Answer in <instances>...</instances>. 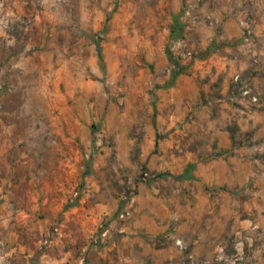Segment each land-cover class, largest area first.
I'll return each mask as SVG.
<instances>
[{
  "label": "rangeland",
  "instance_id": "obj_1",
  "mask_svg": "<svg viewBox=\"0 0 264 264\" xmlns=\"http://www.w3.org/2000/svg\"><path fill=\"white\" fill-rule=\"evenodd\" d=\"M258 15L252 0H0V32L10 35L12 56L28 62L17 91L0 93L5 168L16 172L4 193L16 190V219L26 205L35 207L32 235L46 222L44 208L50 213L34 254L0 264H90L87 249L74 262L43 258L64 212L98 216L86 239L101 250L128 232L141 188L172 195L178 214L159 239L180 250V263L264 264ZM229 21L240 37L228 36ZM232 158L240 160V179H201L204 165L220 159L232 169ZM114 202L113 214L101 209ZM196 204L223 209L225 225L216 241L223 246L200 259L175 233L187 221L180 211ZM123 210L129 214L121 218ZM141 257L143 264H179L151 251Z\"/></svg>",
  "mask_w": 264,
  "mask_h": 264
},
{
  "label": "crops",
  "instance_id": "obj_2",
  "mask_svg": "<svg viewBox=\"0 0 264 264\" xmlns=\"http://www.w3.org/2000/svg\"><path fill=\"white\" fill-rule=\"evenodd\" d=\"M240 1L242 2L243 0ZM252 1L259 12L255 32L258 35L260 44L255 52L258 54L261 64L256 67L259 68L261 66L264 69V0ZM257 4L259 7H257ZM226 31L228 36L233 34L240 37L242 35V30L230 21L226 23ZM8 43H10V35L0 32V93L2 89L6 91L8 87L9 92L7 91L6 93L10 96L11 93L17 91L15 88L17 83L20 82L18 79L26 77V75L21 76L20 70H26L28 62L26 57L20 58L15 54L12 56ZM24 73L26 74V72ZM10 110L8 109V112ZM1 128L2 126L0 125V132ZM4 149L5 145L2 144L0 137V260L8 259L13 255L23 256L27 259V257L34 254L42 239L48 235L50 229L47 221L50 218V213L46 209L47 207L44 208L48 216L46 217V222H44L45 224L43 223L40 227L41 229L37 236L36 232L35 235H32L34 230L30 213H33L34 206L31 204L26 205V208L20 210L21 214H23L21 218L16 219L18 209L17 206L11 204V198H15L16 190L7 189L6 193H4L3 188L4 183L10 182L15 177L16 172H8L6 170L8 157L10 159V151L6 155L4 154ZM49 157L48 152H41V160L44 159V161L49 162ZM232 161V169H229L227 162L220 159L207 163L202 167L201 175L203 177L201 179L206 182L210 180L222 181L229 173L233 175L234 179H240V160L232 158ZM31 163L33 164V161ZM8 166L9 170L10 162ZM207 195L206 190H199L197 192V196L199 197L204 196L206 198ZM2 197H7L8 202L3 201L2 203ZM170 197L172 195L141 188L134 216L127 226L128 232L120 234L117 237L115 236V240L107 247L101 248V250L90 247L89 241L86 239L89 233L97 231L98 216H94L93 218L85 214L79 216L77 215L76 208H72L64 212L61 232L50 245L45 247V251L42 253L43 258L57 263L65 261L74 262L79 251L87 249L90 264H143L144 260L141 255L151 251L162 261L169 258L170 261L177 259L179 260V264H182L180 263L182 257L180 250L166 240L159 239L171 227L174 214H178L171 205L172 199ZM59 205L58 203L57 209ZM116 207L117 204L114 202L113 204H108V206L103 205L101 209L106 213L113 214L116 211ZM180 213L182 214V218L184 215L187 216V221L183 219L176 227L175 233L177 236H182L185 242L191 246L197 259L207 257L208 253L211 254L221 245L216 241L225 231V225L221 221L223 209L215 212L213 206L210 204L206 206L205 204H196L194 208L190 206L189 210L185 208V211H180ZM81 221L82 223H80ZM113 225L118 229L115 222ZM22 226H24V229H22L24 231H20L23 235H19L18 237L16 233ZM131 232L138 235H130ZM139 233H144L147 237L144 238Z\"/></svg>",
  "mask_w": 264,
  "mask_h": 264
},
{
  "label": "built area",
  "instance_id": "obj_3",
  "mask_svg": "<svg viewBox=\"0 0 264 264\" xmlns=\"http://www.w3.org/2000/svg\"><path fill=\"white\" fill-rule=\"evenodd\" d=\"M135 200H136V197H135V196H132V197L129 199V201H130V205H133V203L135 202ZM126 214H129V211H127V210H123V211L120 213V217L123 218ZM105 231H107V229H106ZM177 244L180 245L181 247H183V245H184V244H183V240L178 239V240H177Z\"/></svg>",
  "mask_w": 264,
  "mask_h": 264
}]
</instances>
